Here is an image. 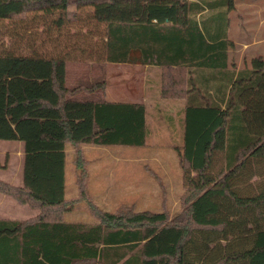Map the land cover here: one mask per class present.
Here are the masks:
<instances>
[{"label":"trees","instance_id":"trees-1","mask_svg":"<svg viewBox=\"0 0 264 264\" xmlns=\"http://www.w3.org/2000/svg\"><path fill=\"white\" fill-rule=\"evenodd\" d=\"M72 5L91 8L103 27L102 60L91 62L184 72L162 96L185 100L189 205L172 220L102 212L92 226L63 221L65 148L144 146L146 108L106 100L103 80L70 84L67 64L94 53L3 48L0 141L23 142L24 163L23 186L0 180V193L40 214L0 221V264H264V60L238 70L229 62L234 0H0V23L38 12L60 29L77 15Z\"/></svg>","mask_w":264,"mask_h":264},{"label":"rangeland","instance_id":"rangeland-1","mask_svg":"<svg viewBox=\"0 0 264 264\" xmlns=\"http://www.w3.org/2000/svg\"><path fill=\"white\" fill-rule=\"evenodd\" d=\"M234 3L228 37L235 48L229 52V61L235 69L249 68L251 59L264 60V0H234ZM69 10L77 15L64 20L60 29L49 18L43 24L38 12L29 13L26 22L3 21L0 49L17 54L35 51L46 56L72 52L90 57L94 53L95 57L88 61L67 64L70 84L103 80L106 100H130L127 90L140 93L147 104L148 134L141 147L69 145L65 148L67 208L63 221L92 226L98 223L97 214L102 212L164 213L169 220L183 216L189 205L180 158L183 99L163 98L162 90L169 78L182 84L184 72L91 62L97 60L98 54L101 59L103 27L90 19L91 8L76 9L72 5ZM176 88L179 91L182 86L178 83ZM114 91L122 95L112 96ZM169 108L172 118L164 114ZM1 143L10 144L0 141V166L10 162L16 171L21 150ZM77 164L81 167L77 168Z\"/></svg>","mask_w":264,"mask_h":264},{"label":"crops","instance_id":"crops-1","mask_svg":"<svg viewBox=\"0 0 264 264\" xmlns=\"http://www.w3.org/2000/svg\"><path fill=\"white\" fill-rule=\"evenodd\" d=\"M234 10H235V3H234ZM230 13L228 14L229 20H230ZM228 39L231 42H233L229 37H228ZM234 45H235V43H234ZM111 64H113V63H111ZM116 65H121V64H116ZM125 65L134 66V67H136V69H138L139 67H143L142 65H130V64H125ZM144 67H148V66H144ZM152 67H154V66H152ZM156 68H158V67H156ZM236 70H238V69H236ZM139 89H141V87H139ZM111 95L112 96H121L122 94H120L117 91H114L111 93ZM126 96L128 98H130V100L112 99V100H108V101H110V102H124V103H142L146 108L145 118H146V126H147V113H148V111H147L146 101L144 99H142L143 97L141 96V94L138 92H135V90H133V91L127 90ZM181 101H182L181 105H182L183 111H184L185 100L183 99ZM153 106L157 112L159 108L157 106L156 101H155V104ZM170 108H172V107H170ZM170 108L167 109L168 111L165 110L164 114L169 116L170 118H172L173 117L172 111H171L172 109L170 110ZM183 118L184 117H182V119ZM147 134H148V128H147ZM4 142L10 143L7 145H4L1 143L2 145H4V147L9 146V147H11L10 149L13 148V150H15L14 148H16V150H21V151H20V156L17 159L18 165H17L16 171L14 170L13 165L9 164L10 162L7 164H1V166H0V180L7 183V184L15 186V187H22L23 186L24 144H23V142H19V141H4ZM65 152H66V150H65ZM3 155H5V154H3ZM11 157L13 159L12 154H11ZM38 215H39L38 210H33L28 205H20L13 198L8 197V196L0 193V221L1 220H4V221H27V220H31L33 218H36Z\"/></svg>","mask_w":264,"mask_h":264}]
</instances>
